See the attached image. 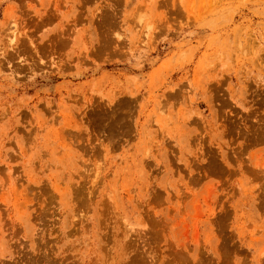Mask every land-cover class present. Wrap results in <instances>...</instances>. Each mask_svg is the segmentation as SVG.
I'll return each instance as SVG.
<instances>
[{"label":"rangeland","instance_id":"374dc122","mask_svg":"<svg viewBox=\"0 0 264 264\" xmlns=\"http://www.w3.org/2000/svg\"><path fill=\"white\" fill-rule=\"evenodd\" d=\"M0 264H264V0H0Z\"/></svg>","mask_w":264,"mask_h":264}]
</instances>
